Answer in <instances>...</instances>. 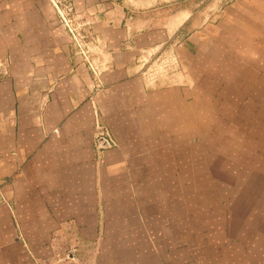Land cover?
<instances>
[{
	"label": "crops",
	"instance_id": "crops-1",
	"mask_svg": "<svg viewBox=\"0 0 264 264\" xmlns=\"http://www.w3.org/2000/svg\"><path fill=\"white\" fill-rule=\"evenodd\" d=\"M196 1L0 0V264L245 261L228 229L264 228V173L195 167L216 133L264 166V0ZM167 39L171 81L148 72Z\"/></svg>",
	"mask_w": 264,
	"mask_h": 264
},
{
	"label": "rangeland",
	"instance_id": "rangeland-1",
	"mask_svg": "<svg viewBox=\"0 0 264 264\" xmlns=\"http://www.w3.org/2000/svg\"><path fill=\"white\" fill-rule=\"evenodd\" d=\"M205 1H209V0H202V2H199V0L196 1L198 3L197 7L199 10L198 11L199 15H201V13H204L205 11H208L205 7H203V4L204 6H206ZM143 5L146 8L153 10V11L150 10L146 12L145 10L146 8H141V7L138 8L140 9V13L142 15H146L147 17H149V19L151 18V20L158 19V17L164 12L165 14L167 13L166 9L168 7H165V10H163V9H158L157 7H153V6L147 7L146 4H143ZM155 8L157 9L155 10ZM157 22L158 21H156L154 25H156ZM141 24L142 23L140 22V24L138 25L141 27L142 26ZM172 49H173L172 39H167L161 44L157 46L154 45L152 49H149L150 50L149 52L153 53L154 56L148 58V59H152V60H149L148 62V65H149L148 72L152 73V75L155 76L157 79L167 78V79H170L171 81L172 71H171L170 60L168 59H171L172 57L171 56L173 54ZM144 56L145 57L143 59L146 58L147 51L144 53ZM212 135H213V138H212L213 142H215L218 146H221V143L223 144V146L226 144L228 148L226 150L224 148L223 150L220 148L213 149L212 150L213 158L211 162L209 158L204 159V161L198 160L197 166L195 167L196 173L198 175L211 176L213 180L215 181V185H214L215 188H220V183H219L220 177L222 180H224L225 176L228 177L229 179V182H228L229 190H232V191L235 190L236 185L242 184L243 183L242 180L244 178L246 180L245 184L249 185L250 186L249 188H251V186L253 185L252 179L254 177H261L264 173V166L259 164V161L261 162V160L260 159L252 160L251 158L248 161L246 154L243 155L242 152H241L242 157L238 155V151L236 149V134L235 133H230L227 135L216 133ZM239 178L240 180L238 181ZM235 200H234L233 207L230 208V211L228 212V220L230 222L229 227L235 226L236 224L241 225L243 221H246V222L252 221L253 216H254L252 213H248L251 207L244 206L241 209L239 208L240 206L239 207L236 206ZM212 216L219 217L220 215H218L217 213H213ZM255 217H261V219L259 220L263 223L262 227H264V215L255 214ZM248 225H251V224H248ZM245 228L247 227L245 226ZM228 232L234 235L236 234L243 235L244 233L246 235L245 244H242L240 242L239 244L238 241L234 239V237L229 238L230 239L229 247H231L232 253L233 252L239 253L243 251V249L245 251V254H244L245 261H242L239 263L241 264H264V228L257 229V230L253 228H248L247 230H244V231L235 230L234 228H232L231 230L228 229ZM259 244H261V246H259ZM233 246H234V249H233ZM258 246L260 248H258ZM237 247L239 248L238 250H236ZM259 249H260V253H258ZM253 251L255 254L254 261L252 257ZM236 255H239V254H236ZM238 259H240V257Z\"/></svg>",
	"mask_w": 264,
	"mask_h": 264
},
{
	"label": "built area",
	"instance_id": "built-area-1",
	"mask_svg": "<svg viewBox=\"0 0 264 264\" xmlns=\"http://www.w3.org/2000/svg\"><path fill=\"white\" fill-rule=\"evenodd\" d=\"M64 23L66 24L68 30L71 31V29L69 28V25H68V23H67L66 20H64ZM73 39H74V41H76L77 46L82 48V43H81V41H80V38H79V37L77 38V36H73ZM98 134H100V135L103 134V131H102V130L99 131Z\"/></svg>",
	"mask_w": 264,
	"mask_h": 264
}]
</instances>
